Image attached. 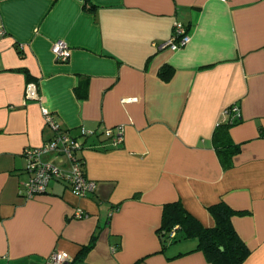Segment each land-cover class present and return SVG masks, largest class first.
<instances>
[{
    "label": "crops",
    "instance_id": "1",
    "mask_svg": "<svg viewBox=\"0 0 264 264\" xmlns=\"http://www.w3.org/2000/svg\"><path fill=\"white\" fill-rule=\"evenodd\" d=\"M89 1L92 9L0 0V264H59L49 260L55 250L88 264H212L197 237H162L164 206L175 201L205 227L216 225L210 208L226 203L250 249L242 264H264V0ZM176 20L190 41L160 48ZM60 40L68 61L54 56ZM30 80L39 100L25 99ZM234 103L240 149L225 167L213 134ZM43 107L86 143L78 154L94 193L55 180L23 196L24 149L54 134ZM120 124L124 139L113 146L103 130ZM83 125L98 135L81 136ZM78 207L87 215L76 217Z\"/></svg>",
    "mask_w": 264,
    "mask_h": 264
},
{
    "label": "built area",
    "instance_id": "2",
    "mask_svg": "<svg viewBox=\"0 0 264 264\" xmlns=\"http://www.w3.org/2000/svg\"><path fill=\"white\" fill-rule=\"evenodd\" d=\"M3 32L4 30L0 28V34ZM190 39V33L186 25L176 20L173 35L163 42L160 48L170 47L176 50L185 46ZM52 50L58 61H68L71 58L72 49L63 40L56 41ZM40 97L38 83L34 80L28 81L25 99L39 100ZM43 113L47 125L52 128L54 134L42 145L24 149V156L27 161L26 170L29 172L30 177L22 186L21 192L23 196L32 198L44 193L50 183L55 180L69 184L79 195L85 196L94 193L98 183L87 176L84 159L78 154L80 150L86 147V143L80 140L78 136L72 134L70 129L64 128L48 108L43 107ZM241 118L242 112L238 104H231L224 109L222 118L224 122L234 123ZM124 129V125L120 124L105 128L103 133L108 137L111 145L117 146L124 139ZM80 135L89 137L98 135V132L83 125L80 127ZM90 147H97V145ZM51 151L56 152L58 157H64L63 163L56 164L43 160V154ZM74 215L76 217H84L87 213L81 207H78ZM172 234L174 235L175 231ZM49 260L59 264H67L73 260V257L66 251L55 250L50 254Z\"/></svg>",
    "mask_w": 264,
    "mask_h": 264
},
{
    "label": "trees",
    "instance_id": "3",
    "mask_svg": "<svg viewBox=\"0 0 264 264\" xmlns=\"http://www.w3.org/2000/svg\"><path fill=\"white\" fill-rule=\"evenodd\" d=\"M90 9L94 5L85 0ZM172 67L164 65L160 74L169 79ZM235 123V122H234ZM233 123L222 122L216 127L213 134L215 148L225 167L232 165V158L240 149V145L232 141L230 127ZM216 219V225L205 227L193 215H191L181 201L166 203L163 212L161 235L165 241H174L178 236L197 237L199 239L196 249L202 250L212 264H242L250 254V249L237 233L233 223L234 211L226 203H218L211 208ZM175 231L173 235L172 232ZM95 237L85 245L78 259H83L93 247ZM224 247L223 249L221 247ZM67 264H78L73 259Z\"/></svg>",
    "mask_w": 264,
    "mask_h": 264
},
{
    "label": "water",
    "instance_id": "4",
    "mask_svg": "<svg viewBox=\"0 0 264 264\" xmlns=\"http://www.w3.org/2000/svg\"><path fill=\"white\" fill-rule=\"evenodd\" d=\"M221 248L223 249L224 247L222 246ZM78 264H88V263L83 262V263H78Z\"/></svg>",
    "mask_w": 264,
    "mask_h": 264
}]
</instances>
